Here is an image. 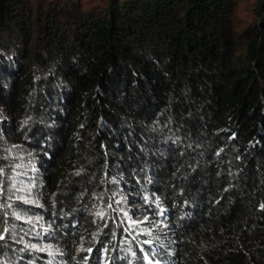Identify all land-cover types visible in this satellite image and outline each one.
<instances>
[{"label": "trees", "instance_id": "trees-1", "mask_svg": "<svg viewBox=\"0 0 264 264\" xmlns=\"http://www.w3.org/2000/svg\"><path fill=\"white\" fill-rule=\"evenodd\" d=\"M31 5L0 0V168L34 160L61 264H264V0L241 44L231 0ZM1 189L0 264L49 262Z\"/></svg>", "mask_w": 264, "mask_h": 264}, {"label": "rangeland", "instance_id": "rangeland-1", "mask_svg": "<svg viewBox=\"0 0 264 264\" xmlns=\"http://www.w3.org/2000/svg\"><path fill=\"white\" fill-rule=\"evenodd\" d=\"M32 5V9L41 6L43 8H49L50 12L57 11L68 3H75L80 8L81 12L97 14L103 12L112 0H28ZM123 1V0H121ZM232 12L230 14V22L233 31L240 37L238 42L241 44L242 34L251 27L257 18L256 4L257 0H231ZM242 40V41H241ZM37 42V41H36ZM35 48V47H34ZM243 49V48H242ZM245 52V50H242ZM28 155L21 153L20 155L11 157L8 161L9 168H0V187L4 185L8 188V194L6 197L5 207H8L13 211L14 215L21 219L27 229L23 230L24 233L19 232L17 241L20 244L29 249V252H33L42 258L47 260L48 264H61L60 253L56 246L46 241L44 237V231L47 230L48 225L42 222L41 218L34 215L29 206H37L39 204L35 197L36 186L40 185V173L36 170L34 160L26 158ZM7 176V177H5ZM5 177V178H4ZM4 179H7L4 180ZM0 191H4L1 189ZM0 193V204H1ZM3 205V204H2ZM33 211V210H32ZM123 213L125 225L134 233V236L142 233L154 235L150 229L153 228L154 223L147 217H134L127 210L121 208ZM47 226V227H45ZM136 234V235H135ZM160 234L156 235V238H161ZM138 240L148 242L144 237L136 236ZM84 250V249H82ZM118 251L125 252L129 255L125 264H131V254L134 250L131 249L129 242L122 240L118 245ZM122 256V255H121ZM47 264L46 262H43ZM27 264H32L28 262Z\"/></svg>", "mask_w": 264, "mask_h": 264}, {"label": "snow or ice", "instance_id": "snow-or-ice-1", "mask_svg": "<svg viewBox=\"0 0 264 264\" xmlns=\"http://www.w3.org/2000/svg\"><path fill=\"white\" fill-rule=\"evenodd\" d=\"M0 239H3V237H0Z\"/></svg>", "mask_w": 264, "mask_h": 264}]
</instances>
